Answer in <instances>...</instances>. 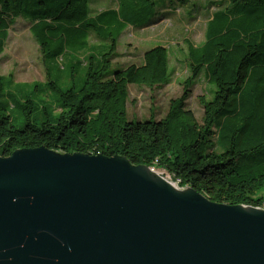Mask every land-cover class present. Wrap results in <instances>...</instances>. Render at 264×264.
Returning <instances> with one entry per match:
<instances>
[{"label":"trees","instance_id":"16d2710c","mask_svg":"<svg viewBox=\"0 0 264 264\" xmlns=\"http://www.w3.org/2000/svg\"><path fill=\"white\" fill-rule=\"evenodd\" d=\"M113 1L117 9L93 16L90 0H0V58L18 19L30 23L43 59L62 58L72 77L91 34L109 42L105 53L84 59L88 72L80 87L74 83L63 91L51 83L60 114L44 108L39 123L29 117L34 105L28 102L30 108L19 107L27 122L15 125L2 102L7 80L0 76V155L46 147L121 156L134 166L164 171L179 187L212 202L264 207V0H210L219 10L208 22L204 45L190 46L184 96L171 102L165 118L144 122H128V87L168 85L167 49L147 51L140 66L114 68L112 62L122 33L148 23L156 0ZM204 70L213 91L211 100L202 101L199 122L186 108L187 93Z\"/></svg>","mask_w":264,"mask_h":264},{"label":"water","instance_id":"95a60500","mask_svg":"<svg viewBox=\"0 0 264 264\" xmlns=\"http://www.w3.org/2000/svg\"><path fill=\"white\" fill-rule=\"evenodd\" d=\"M0 264H264V209L121 156L0 155Z\"/></svg>","mask_w":264,"mask_h":264},{"label":"rangeland","instance_id":"374dc122","mask_svg":"<svg viewBox=\"0 0 264 264\" xmlns=\"http://www.w3.org/2000/svg\"><path fill=\"white\" fill-rule=\"evenodd\" d=\"M155 5L153 18L148 23L143 27L130 26L122 33L112 66L114 68L140 66L147 51L163 46L169 54L170 81L166 86L153 88L142 85L129 86L128 122H144L150 120L152 116L156 120H161L166 117L171 102L184 96L185 81L191 74L190 46L204 45L208 22L219 10L217 4L210 0H190L186 4L179 0H156ZM117 8L118 3L113 0H90V11L93 16ZM30 28L28 21L18 19L10 30L5 51L0 58V76L7 80L2 102L8 104L7 109L17 127H22L27 122L24 109L19 107L21 105L30 108L28 102L34 105L33 114L29 117L35 123L41 122V116H45L44 108L58 116L59 96L52 90L51 83H56L63 91L71 89L74 83L80 87L81 80L88 72L84 59L90 55L100 56L106 52L104 46L109 45V42L91 34L88 42L92 49L89 47L77 54L76 57L81 59L82 66L76 68L72 77L62 58L47 61L43 59L41 48L31 34ZM99 46H103V49ZM68 52L77 53L70 49ZM68 57L70 58V55ZM10 81L13 84H9ZM212 91L206 80L205 70L197 79L195 86L188 89L187 94L190 96L186 108L195 114L199 122L204 116L202 101L211 100ZM155 172L173 182L164 171Z\"/></svg>","mask_w":264,"mask_h":264},{"label":"built area","instance_id":"2783aa9c","mask_svg":"<svg viewBox=\"0 0 264 264\" xmlns=\"http://www.w3.org/2000/svg\"><path fill=\"white\" fill-rule=\"evenodd\" d=\"M99 155V154H98ZM173 183V182H172ZM174 184V183H173ZM176 186H178L179 187V183L177 182V184H175ZM181 188V187H180ZM259 208H261V209H264V207H259Z\"/></svg>","mask_w":264,"mask_h":264}]
</instances>
